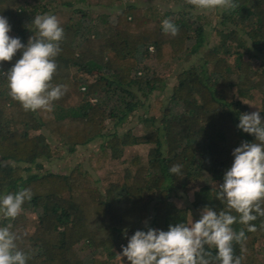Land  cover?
Segmentation results:
<instances>
[{"label": "trees", "instance_id": "trees-1", "mask_svg": "<svg viewBox=\"0 0 264 264\" xmlns=\"http://www.w3.org/2000/svg\"><path fill=\"white\" fill-rule=\"evenodd\" d=\"M25 1L0 0V15L11 25L9 36L27 44L39 32L21 14ZM33 1L64 30L51 84L66 92L51 110L26 111L0 75V196L22 188L33 193L14 220H0L19 237L18 248L30 255L27 264H119L125 230L127 237L147 227L167 231L205 206L237 215L232 227L247 237L233 242L241 264H264V217L250 222L256 231L248 232L226 200L216 198L233 149L255 139L236 127L239 115L250 113L245 100L257 96L264 116V0H235L238 8L222 10L211 45L188 0L176 10L125 1L113 14L95 15L83 6L119 0ZM165 18L179 27L175 37L163 32ZM183 53L197 60L176 72L165 101L147 104ZM20 56L18 51L12 61L0 62V73ZM145 104L146 113L137 114L142 131L117 129ZM98 139L91 168L104 170L101 177L81 163L42 170L41 160ZM141 143L148 145L146 157L123 156L127 146ZM173 164L182 166V177L169 174ZM190 189L185 205L171 197L187 199ZM209 250L214 257L216 250Z\"/></svg>", "mask_w": 264, "mask_h": 264}, {"label": "clouds", "instance_id": "clouds-1", "mask_svg": "<svg viewBox=\"0 0 264 264\" xmlns=\"http://www.w3.org/2000/svg\"><path fill=\"white\" fill-rule=\"evenodd\" d=\"M188 2L200 10L232 11L239 7L235 0ZM32 24L39 38L30 37L24 44L19 37L9 36L11 25L0 15V62L12 61L21 52L12 67L0 75L7 78L11 98L26 111L51 110L53 102L66 92L63 85L51 84L64 30L56 16L47 13L35 16ZM162 30L173 37L179 34V27L168 18L162 21ZM236 127L255 139L242 141L233 149V162L224 172L216 198L226 200L228 208L238 214L239 223L247 225L248 232H255L256 225L250 222L264 217V116L259 110L241 113ZM168 171L182 177L180 164H173ZM32 196L29 188L0 196V217L14 220ZM236 222L237 215L207 206L197 221L170 224L167 231L147 227L145 222L147 231L136 230L127 237L125 230L127 245L121 246L118 256L129 264H212L213 259L219 264H241V258L234 256L233 242L240 243L247 237L244 230L233 229ZM18 239L10 225L0 226V264H27L30 255L18 248ZM212 248L216 250L214 257L209 250Z\"/></svg>", "mask_w": 264, "mask_h": 264}, {"label": "rangeland", "instance_id": "rangeland-1", "mask_svg": "<svg viewBox=\"0 0 264 264\" xmlns=\"http://www.w3.org/2000/svg\"><path fill=\"white\" fill-rule=\"evenodd\" d=\"M132 2L134 4L143 6V5H151L156 4L159 5L162 8H169L172 10L178 9L179 5L178 3L181 2V0H119L114 2L110 6H101V5H84L83 7L86 8V11L90 12L92 15H95L96 13H106V14H113L118 9L126 5V2ZM82 4L81 2L79 3ZM24 9L21 11V14L23 17H25V21L29 23L33 21L34 17L37 15L45 14L47 12L43 11L41 7L34 3L33 0H26L24 2ZM221 9H211V10H200L198 8L194 9V19L197 21V26H201L203 29L206 30L208 34V40L207 45H211L215 42V34L213 33V27L217 24H219V19L221 17ZM198 14V15H196ZM177 16L176 13L173 15H170L172 17ZM182 56V57H181ZM180 56V59L176 62L173 72H171L167 78H166V84L164 85L162 90H155L151 94L148 95L147 98V104L148 102H153L156 98H162L164 101L167 99L168 94L171 91L172 86L176 83V72L184 67H187L191 62H195L197 59L194 58L190 54L183 53ZM248 103L249 111H257L261 108L260 100L257 96H255L252 99H246L245 100ZM147 104L145 106H142L141 109L135 112H130L126 120H124L122 123H120L117 126V129L120 131L132 127L134 131H142L145 127L144 121H142L141 118H138L137 114H144L146 113ZM10 127H17L19 129H22L23 126L20 124L15 125L12 123ZM110 126H108L109 128ZM111 129V128H110ZM47 131V130H45ZM49 136V135H48ZM50 139L52 141H55L52 136L50 135ZM100 140H94L89 142L87 145L78 146L74 151H64L63 154L59 157H51L49 159H43L42 162V170H49V171H66L71 166H73L75 163H81L83 164L95 177H101L104 172V170H94L91 168V162L95 158V156L99 153L100 150ZM148 149V145L141 143L136 144L132 146H127L124 152V157L131 156L133 154H141L142 156L146 157V152ZM93 163V162H92ZM35 169V168H34ZM192 196V189H190L187 192V199L181 198L178 196V194H172L171 197L179 204L185 205L188 203V200H190ZM200 214L199 211L191 212V210L188 213V223L191 221L195 222L199 218L197 215ZM3 217H0L2 220ZM0 220V226H2ZM147 221H144V223ZM261 260L264 262V249L261 251ZM118 263L119 264H126L121 261L118 257Z\"/></svg>", "mask_w": 264, "mask_h": 264}]
</instances>
